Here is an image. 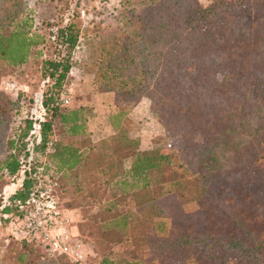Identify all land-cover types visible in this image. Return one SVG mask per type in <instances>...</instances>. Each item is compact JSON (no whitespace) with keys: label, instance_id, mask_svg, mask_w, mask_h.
<instances>
[{"label":"trees","instance_id":"trees-1","mask_svg":"<svg viewBox=\"0 0 264 264\" xmlns=\"http://www.w3.org/2000/svg\"><path fill=\"white\" fill-rule=\"evenodd\" d=\"M241 1L198 7L193 0H152L135 15L133 29L122 31L96 60L94 81L100 78L99 90L113 93L116 110L108 116L113 133L92 142L82 108L63 110L59 101L79 42L75 22L39 20L23 0H0V65L14 68L39 57L47 82L33 95L0 94V179L18 182L6 195L0 218L5 215L7 223L16 212V202L34 183L38 160L45 158L60 172L59 190L78 176L94 175L130 196L136 220L130 225L129 213L108 202L104 217L90 225L91 235L100 229L99 243L110 242L125 227L135 252L146 250L159 260L167 256L168 264H264V155L256 154L264 149V34L234 12ZM106 78L116 85L100 87ZM139 95L149 99L166 148L139 151L127 133L126 111ZM9 103V124L22 104L38 103L41 109L17 129L8 124L5 133ZM55 119L63 130L57 139ZM33 123L39 140L21 173L19 157L26 159ZM188 203L194 204L192 211L184 208ZM163 218L169 220L168 234L160 236L156 230L164 227ZM12 239L39 249L37 264H55L56 257L36 243ZM99 249L93 264H144L136 255L113 259L106 247Z\"/></svg>","mask_w":264,"mask_h":264},{"label":"rangeland","instance_id":"rangeland-1","mask_svg":"<svg viewBox=\"0 0 264 264\" xmlns=\"http://www.w3.org/2000/svg\"><path fill=\"white\" fill-rule=\"evenodd\" d=\"M193 1L198 7H205L213 2V0ZM221 1L224 2V0ZM23 3L36 19H43L44 21L52 19L59 24L64 17H67L75 22L79 30V42L77 48L72 52L73 66L67 74L66 84L60 94L61 100L59 101L62 103V98L68 97V104L63 105V110L84 108L83 111L81 110V116L84 119L85 132L90 141L96 142L110 136L113 132L110 133L108 127V116L116 110V106L113 102L112 92L99 90V81L101 85L102 80L98 78V82L95 83L94 81L95 76L98 75L96 60L100 58L101 49L113 47L112 43L116 41L115 39L122 31L129 33L133 29L132 20H134L135 15L144 12L152 0H23ZM237 5L239 9L234 12L244 16L247 21L252 23V31L262 30L264 34V0H242L241 3L235 4V6ZM125 14L126 16H124ZM39 31L45 32L43 27ZM49 50L50 48L46 46L45 52L48 53ZM6 79L15 81L29 95L45 89L47 85V82L40 75V59L35 56H31L25 64L18 67L0 65V81ZM106 85L113 87L116 85L115 80L106 78L105 84L100 87ZM0 94L9 99L12 97L1 90ZM134 102L135 104L127 109V113L139 102L140 104L134 112H130V115L127 113L125 115L124 125L127 133L141 138L143 141L140 145L142 151L152 147L166 148L168 139L160 123L156 120L157 118L149 110V99L144 95H139ZM6 106L8 112L5 133H7L13 111L11 103ZM98 126L99 129L95 130L98 133L94 135L100 138L94 140L95 137L89 136L92 131L88 129H96ZM62 131L55 119L52 137L57 139ZM0 151V157H2L4 151L1 148ZM261 153L264 155V149L256 152L257 155ZM262 161L264 162V158ZM14 180L16 179L12 180L10 177L0 179V209L4 203V198L17 183ZM67 183L58 192L59 201L63 208L71 210L78 231H80V238L87 247L91 248L92 251L97 249L100 251V246L106 247L103 249L105 254L113 259H130L136 255L144 264H168L167 256L159 260L154 254H150L146 250L135 252L133 240L131 242V239L127 238L128 234L125 227L116 230L119 234L112 236L108 243L97 242L100 229H95L93 236L90 234V225L98 223L100 217H104L102 209L108 202H114L115 211L129 213V224L132 225L137 215L130 196L118 194L117 188L113 187L112 183H106L104 178L95 181L94 175L92 178L87 177V179L78 176L74 183ZM194 207L193 203L184 206L190 211ZM2 218H0V264H37L36 256L42 254L40 250L10 238L7 223ZM161 220L164 222V227L156 230V233L165 236L168 234L169 220L168 218ZM92 261V257H89L86 264H93ZM54 262L55 264H71L63 257L54 258Z\"/></svg>","mask_w":264,"mask_h":264},{"label":"built area","instance_id":"built-area-1","mask_svg":"<svg viewBox=\"0 0 264 264\" xmlns=\"http://www.w3.org/2000/svg\"><path fill=\"white\" fill-rule=\"evenodd\" d=\"M0 90L12 97L25 92L15 81L7 79L0 81ZM62 104H68V97L62 98ZM38 109H41L38 103L35 106L22 104L13 127L17 129L23 119L35 114ZM26 139L28 143L25 150L28 154L26 159L19 157L21 173L23 169H28L33 154L31 149L33 142L39 140L36 123L32 124ZM33 175V185L27 191L24 200L16 202V212L7 221L9 236L32 241L52 257L62 256L75 264H86L87 259L94 256V251L81 240L71 210L63 208L60 204L58 196L60 172L56 171L48 160L41 158L35 166Z\"/></svg>","mask_w":264,"mask_h":264},{"label":"crops","instance_id":"crops-1","mask_svg":"<svg viewBox=\"0 0 264 264\" xmlns=\"http://www.w3.org/2000/svg\"><path fill=\"white\" fill-rule=\"evenodd\" d=\"M140 104V102L138 103V105ZM138 105H136L134 108H132L131 109V111H129L128 113H127V115H130L131 113L130 112H134L137 108H138ZM82 108V107H81ZM84 110V108H82V111ZM94 127V126H93ZM108 127H109V130H110V133H112L113 132V130H112V128H111V125L109 124V122H108ZM97 129H99V126L96 128V129H88V130H91L92 131V133L91 134H89V136L91 137V138H93V137H95V139L94 140H97V139H99V138H97L94 134L95 133H98V131H95V130H97ZM94 135V136H93ZM131 138H135L136 140H137V150H139V151H142L141 150V148H140V145H141V143L143 142V141H141V138H139V137H134V136H131V135H129ZM93 140V139H92ZM145 151V150H144ZM14 184V183H13ZM17 184H18V182H17ZM12 186H14V185H12ZM15 186H16V184H15ZM5 187H7L6 185H5ZM12 191V190H11ZM10 191V192H11Z\"/></svg>","mask_w":264,"mask_h":264}]
</instances>
